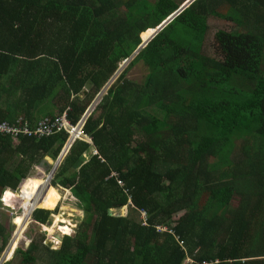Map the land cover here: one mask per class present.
I'll use <instances>...</instances> for the list:
<instances>
[{
    "label": "trees",
    "instance_id": "obj_1",
    "mask_svg": "<svg viewBox=\"0 0 264 264\" xmlns=\"http://www.w3.org/2000/svg\"><path fill=\"white\" fill-rule=\"evenodd\" d=\"M182 4L0 0V123L33 132L0 134V200L28 209L17 240L31 206L43 224L57 209V186L85 212L61 248L33 240L5 264H264V0H194L110 84L40 203L13 192L60 157L70 134L55 121L77 126ZM213 16L243 27L215 33L217 58L204 54ZM140 63L142 83L129 79ZM48 118L52 133L34 135ZM57 216L46 226L56 243L71 231ZM10 234L0 223V259Z\"/></svg>",
    "mask_w": 264,
    "mask_h": 264
},
{
    "label": "rangeland",
    "instance_id": "obj_2",
    "mask_svg": "<svg viewBox=\"0 0 264 264\" xmlns=\"http://www.w3.org/2000/svg\"><path fill=\"white\" fill-rule=\"evenodd\" d=\"M151 1L156 2L157 0H151ZM179 1H183V4H182V6H183L189 0H179ZM219 11H220V13L226 12V10H224V9H221ZM210 25H211V30L208 34L207 41H206V44L204 47V54L207 56L213 57V58H217V54L214 50V35H215V33L219 30L243 31V27H240V25H236L234 22L227 21L224 18H221L218 16H213L210 19ZM153 33L154 32L152 31V34ZM129 66H130V63L122 64V66L120 67V70H119V74L117 75V78ZM148 74H149V69L145 66L144 63H140V64H138V66H136L129 73V79L142 83L143 81H145ZM115 81H113V82H115ZM86 90H88V88ZM107 90L108 89L104 90L103 92L101 91L102 94L100 95V97H99V94L97 96H95V98L92 101V103L90 104V106L95 105V107H96V105L99 103V100L106 93ZM58 105L61 106V104L57 103V106ZM95 107H94V109H95ZM52 110H54V109H52ZM91 111H93V108ZM79 139H83V137H79ZM92 153H93V149L90 148L88 150V152H86L83 157H85L88 161L89 157L92 156ZM48 158H50V157H47L44 160H46ZM44 160L40 163V165L35 166L33 168V170L30 173L28 180H23L16 191H13L11 189H8V190L16 192V194H18L20 196V199H22V200H23V194L25 197H28V195L29 196L36 195L38 190H40L42 187H45L47 181H52L55 177L54 176L53 178L50 179L52 172H53V169L55 167V163H53L54 167L52 166V167L48 168L49 169L48 172H46V173L41 172L40 166L42 165ZM51 160L56 162V160H53V159H51ZM61 166L58 168L56 173L59 172V169L61 168ZM56 173H55V175H56ZM23 184L25 186L24 188H22ZM56 189L58 190V192L62 198L57 209L53 210V213L50 215L47 222L44 224L36 222L33 219V217H29L28 218L29 219L28 225L22 231L21 237L19 240H17V237L19 234L18 231L21 228L14 223L15 222V216L16 215H25V213H27L28 209L25 208L24 201H21V200H20V202L18 201L17 203H15L16 204L15 208L7 206L6 202L4 201V194L5 193L2 195V198L0 200V223H3L8 229L11 230V234H10V237L8 239V244L5 247L4 251L2 252V256L8 250V247L11 245L12 249H11V251H9V254H8L9 255L8 260L11 261L12 258L14 257V254H15L17 249H22L23 251H25L33 243V240L40 241L42 239H46L45 244L49 245L51 249L57 250V249L61 248V246L64 244V240H65L66 235H73L76 233V230L78 229L79 225L81 224V222L85 218V212L81 208L80 200L73 195L71 190L64 189L60 186H57ZM240 203H241V198L235 197L233 202H232L233 208L239 206ZM130 205H131V203H130ZM130 205L127 206L126 208H124L123 210H121L120 212L117 210H113L112 213H115L116 215H119V216L121 215V216L127 217L130 214V212L132 211ZM36 208H38V207H36ZM31 209H32V206H31L30 210ZM32 211H34V210L32 209ZM182 214H184V212L179 214V216ZM55 215H58L57 216L58 220H61L62 222H67L71 226V231L69 234L59 233L58 238H60V239L57 241V243H56L57 239L53 238L51 231L46 227L49 225L53 226ZM179 216L177 218H179ZM28 219H25V221H28ZM56 233H58V232H56ZM51 238H53V240H51ZM12 241H13V245H12ZM0 246H1V243H0ZM45 260H46V255L42 254V255H40V259L37 262V264H46ZM183 264H194V262L191 259L187 258Z\"/></svg>",
    "mask_w": 264,
    "mask_h": 264
},
{
    "label": "water",
    "instance_id": "obj_3",
    "mask_svg": "<svg viewBox=\"0 0 264 264\" xmlns=\"http://www.w3.org/2000/svg\"><path fill=\"white\" fill-rule=\"evenodd\" d=\"M194 0H189L187 4H184L182 7H180V9L172 16H170V18H168L161 26H159L157 29H154L155 32L154 34L152 35V37L149 39V40H145V38L142 36L143 38V44L141 45V47L139 48V50L135 53V55L133 56L132 59L130 60H127L125 63H130L131 60H133L144 48H146L151 42L152 40L159 34V32H161L170 22H172L174 20L175 17H177L180 13H182L186 8H188L192 3H193ZM119 74V71L118 73L113 76V78L111 79V82H109L105 88H103L102 92L106 89H108V87L110 86V84L116 80L117 78V75ZM102 92L99 94V97L100 95L102 94ZM94 104V103H93ZM94 107L95 105H91L89 106V108L87 109L85 115H84V118L82 119V121L80 122V125H83L85 120L87 119V117L92 113V108L94 110ZM73 141H74V137H71L70 140L68 141V143L66 144V146L64 147V149L62 150V153L59 157L58 160H56V162L53 161V163H55V167L53 169V172H52V175L50 177L53 178L55 176V173L57 172L58 168L62 165V163L65 161L72 145H73ZM87 162V159L85 157H82L81 160L79 161V163L76 165L75 169H78L80 168L84 163ZM33 211L31 210L30 214H29V217H33ZM13 243V241H12ZM10 248H11V245L8 247V250L4 253V255L1 257L0 259V264H5L7 263L9 260H8V257H9V251H10Z\"/></svg>",
    "mask_w": 264,
    "mask_h": 264
},
{
    "label": "built area",
    "instance_id": "obj_4",
    "mask_svg": "<svg viewBox=\"0 0 264 264\" xmlns=\"http://www.w3.org/2000/svg\"><path fill=\"white\" fill-rule=\"evenodd\" d=\"M50 122H52V119H49V118L41 121L38 129L34 132V135H37V134L50 135L52 133L51 127L59 125L60 128L65 129L70 134V138L74 137L73 144L75 143V141L77 139H79V137H82L83 125H80V123H79L77 126H72L67 121L66 115L60 119H57L55 121L56 123L51 127H49ZM20 133L29 134V135L33 134V132L31 130L29 131L28 128H25L24 130H22V128L13 127L6 122L0 123V134L1 135L11 134V135H14L15 137H17ZM70 138H69V140H70ZM93 155H96V151L93 152ZM50 182H52V181H50ZM44 189H45V187H42L40 189V193L36 194L35 199L41 198L43 196ZM32 209L35 211L36 207H33ZM31 210H30V212H31ZM34 211H33V213H34ZM30 212H29V214H30ZM215 263H219V261L207 262V263H202V264H215Z\"/></svg>",
    "mask_w": 264,
    "mask_h": 264
},
{
    "label": "bare ground",
    "instance_id": "obj_5",
    "mask_svg": "<svg viewBox=\"0 0 264 264\" xmlns=\"http://www.w3.org/2000/svg\"><path fill=\"white\" fill-rule=\"evenodd\" d=\"M50 183H51L50 181H47V183H46V185H45V189H44L43 196L46 194V191H47V189H48ZM43 196H42L41 198H39L38 203H40V201H41V199L43 198ZM38 205H39V204H38ZM37 207H38V206H37Z\"/></svg>",
    "mask_w": 264,
    "mask_h": 264
},
{
    "label": "clouds",
    "instance_id": "obj_6",
    "mask_svg": "<svg viewBox=\"0 0 264 264\" xmlns=\"http://www.w3.org/2000/svg\"><path fill=\"white\" fill-rule=\"evenodd\" d=\"M84 118V117H83ZM88 118V117H87ZM82 121V120H81ZM66 146V145H65ZM95 150L93 149V152H94ZM92 156H95V155H93V153H92ZM2 198V197H1ZM33 216V215H32ZM218 261V260H217ZM195 264V263H194Z\"/></svg>",
    "mask_w": 264,
    "mask_h": 264
}]
</instances>
